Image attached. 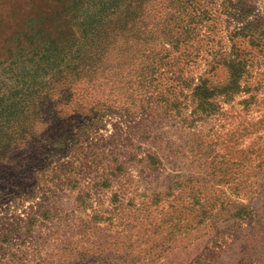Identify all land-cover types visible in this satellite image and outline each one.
<instances>
[{"label": "rangeland", "instance_id": "rangeland-1", "mask_svg": "<svg viewBox=\"0 0 264 264\" xmlns=\"http://www.w3.org/2000/svg\"><path fill=\"white\" fill-rule=\"evenodd\" d=\"M188 1L191 32L162 48L156 0H0V95L90 39L140 98L65 120L32 193H0V264H264V0Z\"/></svg>", "mask_w": 264, "mask_h": 264}, {"label": "trees", "instance_id": "trees-1", "mask_svg": "<svg viewBox=\"0 0 264 264\" xmlns=\"http://www.w3.org/2000/svg\"><path fill=\"white\" fill-rule=\"evenodd\" d=\"M189 3L156 0L157 10L151 16L156 28L151 34L160 47L173 44L191 32L189 26L184 28L183 22ZM92 41L76 42L60 56H53L55 59L50 62L53 67L48 72L52 83L46 82L48 77H39L35 88L29 87L20 94L12 90L0 95V193L3 196L32 193L33 175L48 162L49 142L67 131L65 120L86 125L81 121L114 108L129 111L138 105L140 98H131L133 83L124 79L123 72L128 66ZM90 47L91 51L84 53ZM239 63L230 62L232 68L225 88L240 85ZM216 88L209 84L208 78L202 77L193 87L197 105L211 99Z\"/></svg>", "mask_w": 264, "mask_h": 264}]
</instances>
